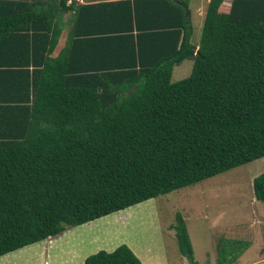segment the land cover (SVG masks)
<instances>
[{
    "label": "trees",
    "instance_id": "obj_1",
    "mask_svg": "<svg viewBox=\"0 0 264 264\" xmlns=\"http://www.w3.org/2000/svg\"><path fill=\"white\" fill-rule=\"evenodd\" d=\"M66 1L0 0V257L264 158V0H209L197 48L189 0L80 6L54 56ZM170 229L196 264L179 213ZM248 244L219 240L216 264ZM84 264L141 263L122 245Z\"/></svg>",
    "mask_w": 264,
    "mask_h": 264
},
{
    "label": "rangeland",
    "instance_id": "obj_2",
    "mask_svg": "<svg viewBox=\"0 0 264 264\" xmlns=\"http://www.w3.org/2000/svg\"><path fill=\"white\" fill-rule=\"evenodd\" d=\"M230 1L224 0L222 7H228ZM206 2L189 0L194 46L199 44L204 21L202 14L197 15L196 8L205 5L206 9ZM191 69L192 61H183L174 67L171 82L187 78ZM261 173H264V158L131 207L122 211L123 216L120 211L83 228L94 232V240L103 242L107 232L111 233L118 245L114 250L129 243L131 249L137 248L138 251L152 249L155 258L158 257L163 264H186L188 261L179 251L175 234L165 231L175 223V216L179 213L194 243L199 264H216V248L221 239L249 243L250 248L246 250H250L247 254L243 250L245 256L240 264H264V260L259 259L264 251V202L256 201L252 191V180ZM128 221L136 222L134 235L121 225ZM104 225L106 227L102 229ZM119 242L125 243L121 245ZM142 262L148 264L149 260Z\"/></svg>",
    "mask_w": 264,
    "mask_h": 264
},
{
    "label": "crops",
    "instance_id": "obj_3",
    "mask_svg": "<svg viewBox=\"0 0 264 264\" xmlns=\"http://www.w3.org/2000/svg\"><path fill=\"white\" fill-rule=\"evenodd\" d=\"M117 1H123V0H74V2L73 0H67L66 6H69L70 9L64 11L61 14V17L56 19L62 26V32L60 35L58 45L55 49L54 56H56L68 44V35L72 31L74 25L73 19L75 15H77L78 8L80 6H85L89 4L110 3ZM208 2L209 0H207L206 5L208 4ZM188 8H189V4H188ZM205 11H206L205 5L203 7L196 8V13L198 16H201L202 14V16L205 17ZM195 46L196 48L198 47V45ZM123 215L124 212L121 211V216ZM96 221L83 224L77 227L68 228L65 231H63L61 234L49 238L46 241H42L36 244H32L30 246H26L15 252L2 256L0 257V264H13L12 263L13 261H15V264H84V261L88 256L96 254L99 251H105L108 253L110 251L112 252V250H114V248L118 245L114 243L111 233L107 232V235L104 237V242H103L99 240H94L92 237L94 236L93 235L94 232L93 233L90 231L88 232L83 228L86 225L95 223ZM135 224L136 222L128 221L126 224H121V225L126 230H130L132 232V235H134ZM170 226L167 227L165 231L167 233L173 232L175 234V232L172 229H170ZM105 227L106 225H104L102 229ZM190 241L193 248L194 260L196 264H199L195 258V251H194L195 247L191 238ZM124 243L125 242H119V244L121 245ZM125 245L128 246L130 244L126 243ZM249 250L250 249L246 250V254L248 253ZM131 251L141 261L140 262L141 264H143L142 260H149L150 264H163L160 262L158 257L155 258V252H153L152 249H148V250L143 249L141 251H138L137 248H132ZM243 254L244 253H242L233 264H240V262L243 261L242 260L243 256H245V254L244 255ZM263 254H260L259 259L264 260ZM187 263L189 262H186V264Z\"/></svg>",
    "mask_w": 264,
    "mask_h": 264
},
{
    "label": "water",
    "instance_id": "obj_4",
    "mask_svg": "<svg viewBox=\"0 0 264 264\" xmlns=\"http://www.w3.org/2000/svg\"><path fill=\"white\" fill-rule=\"evenodd\" d=\"M187 15V14H186Z\"/></svg>",
    "mask_w": 264,
    "mask_h": 264
}]
</instances>
